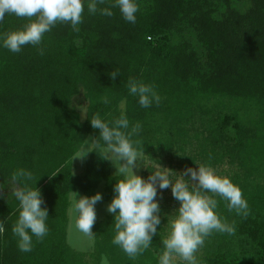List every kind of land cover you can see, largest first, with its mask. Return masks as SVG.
Instances as JSON below:
<instances>
[{"label":"trees","instance_id":"obj_1","mask_svg":"<svg viewBox=\"0 0 264 264\" xmlns=\"http://www.w3.org/2000/svg\"><path fill=\"white\" fill-rule=\"evenodd\" d=\"M137 3L135 24L118 9L112 17L89 14L85 3L78 31L57 23L39 46L19 53L0 47V175L32 171L49 214L48 234L33 237L32 251L22 253L11 230L18 202L8 199L7 185L0 190V264H157L167 215L179 205L171 189L157 191L161 225L142 255L130 258L112 243L109 212L93 224L91 250L68 244L72 191L91 196L102 185L109 204L120 178L94 151L84 171L73 173L71 158L83 139L99 135L77 104L107 121L123 112L130 124L140 123L144 159L173 170L203 164L228 176L249 215H236L215 197L217 214L236 231L213 232L196 256L200 264H264V0ZM27 22L6 15L0 33ZM113 70L120 73L115 80ZM129 78L152 84L160 104L142 108L128 93ZM102 97L110 102L100 103Z\"/></svg>","mask_w":264,"mask_h":264},{"label":"clouds","instance_id":"obj_2","mask_svg":"<svg viewBox=\"0 0 264 264\" xmlns=\"http://www.w3.org/2000/svg\"><path fill=\"white\" fill-rule=\"evenodd\" d=\"M85 3L89 14L112 17L113 9H118L125 21L136 23L139 11L137 0H110L108 6L104 7L101 5H105L106 0H0V22L4 21L6 15L28 21L18 29L0 33V47L19 53L26 45L39 46L44 34L57 23L70 24L78 31ZM118 75V70L109 73L113 80ZM126 87L142 108L161 102L152 84L129 78ZM99 102L108 104L110 101L108 97H102ZM76 107L81 117L88 118L91 127L99 130V135L91 141L83 139L72 158H84L94 151L115 165V174L120 178L113 186L114 195L107 205V211L114 220L112 243L130 258L142 255L151 246L157 226L161 225L157 188H170L173 198L179 202L178 207L167 215L168 233L161 240L163 251L157 258V264H200L196 253L204 245L206 237L213 232L235 234V223L230 224L217 214L218 200L215 197L226 201L228 210L236 215H249L247 200L239 186L228 176L218 175L209 166L197 163L196 168L187 167L181 172L163 166L155 159L149 166L144 161L142 141L137 138L142 130L140 123L130 124L123 112L118 118L107 121L99 113L89 115L84 105L77 104ZM141 164L150 170L147 179L134 172V168ZM3 177L0 190L7 185L10 188L8 199L18 202V215L11 229L12 234L19 251L29 253L33 249L32 238L42 240L49 231L48 210L42 206L44 201L40 190L35 187L38 177L34 178V173L24 168H17ZM101 199L99 192L83 196L72 191L71 211L75 226L86 236L93 234L95 205ZM3 231L0 224V232Z\"/></svg>","mask_w":264,"mask_h":264},{"label":"rangeland","instance_id":"obj_3","mask_svg":"<svg viewBox=\"0 0 264 264\" xmlns=\"http://www.w3.org/2000/svg\"><path fill=\"white\" fill-rule=\"evenodd\" d=\"M89 141H91L93 139L92 136H89L87 138ZM89 155V153H88ZM88 155L84 158H76L73 157L72 158V170L74 174H81L84 171V167H85V161L88 158ZM145 163L147 165H151L152 161L144 159ZM112 164V163H111ZM163 166L168 167L167 164H161ZM186 168H178L177 172H181L182 170H185ZM215 171L216 174L223 176L219 170L217 169H213ZM116 168L115 165H111V172L113 174H115ZM147 173V176H142L143 172ZM134 172H136V174L140 175L141 177L147 179V177L150 175V170L145 168L142 164L140 165V167L138 168H134ZM158 192H161L163 190H160L159 188H157ZM170 191V188L168 189V192ZM76 192L78 195H83L81 192L79 191H74ZM99 192L100 194H102V185H100L98 187V189L96 190L95 193ZM85 196V195H83ZM71 199H72V193L70 194V206L68 208V228H67V242L68 244L78 250V251H89L92 248V244H93V234L91 236H86L85 234H83L82 232H80L76 226H75V221H74V214L71 211ZM107 203L101 199V201L97 202V204L95 205V213H96V220L95 222L99 221L100 219L103 218V216L108 212L107 211ZM101 264H109L105 259L102 260Z\"/></svg>","mask_w":264,"mask_h":264}]
</instances>
